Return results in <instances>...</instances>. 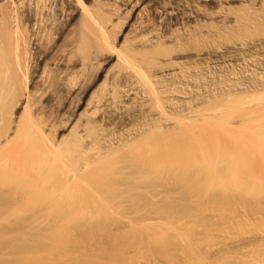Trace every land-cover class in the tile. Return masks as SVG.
Here are the masks:
<instances>
[{
  "label": "rangeland",
  "instance_id": "rangeland-1",
  "mask_svg": "<svg viewBox=\"0 0 264 264\" xmlns=\"http://www.w3.org/2000/svg\"><path fill=\"white\" fill-rule=\"evenodd\" d=\"M0 73V264H264V0H0Z\"/></svg>",
  "mask_w": 264,
  "mask_h": 264
},
{
  "label": "bare ground",
  "instance_id": "bare-ground-1",
  "mask_svg": "<svg viewBox=\"0 0 264 264\" xmlns=\"http://www.w3.org/2000/svg\"><path fill=\"white\" fill-rule=\"evenodd\" d=\"M137 2H138V1H137ZM81 5H82V4H81ZM82 10L85 12V11L87 10V8H86L85 6L82 5ZM166 15H167V14H166ZM85 28H86V27H85ZM86 29H87V28H86ZM83 32H84V31H83ZM85 32H86V31H85ZM88 36H89V35H88ZM16 38H17V37H16ZM18 38H19V37H18ZM18 38H17V39H18ZM23 42H24V41H23ZM25 42H26V41H25ZM80 42L82 43V41H80ZM83 43H84V42H83ZM18 44H19V43H18ZM80 45H81V44H80ZM17 47H18V46H17ZM24 47H25V46H24ZM15 48H16V46H15ZM28 51H29V50H28ZM199 59H200V58H199ZM20 60H21V59H20ZM22 61H23V60H22ZM18 62H19V61H18ZM24 63H25V62H24ZM23 66H24V65H23ZM161 66H162V65H161ZM21 67H22V66H21ZM17 68H18V67H17ZM24 68H25V67H24ZM159 68H160V67H159ZM8 71H9V70H8ZM20 71H21V70H20ZM5 73H7V72H5ZM11 73H12V72H11ZM0 74H1V73H0ZM23 74H24V76H26L25 73H23ZM1 76L4 78V76H3L2 74H1ZM199 77H200V76H199ZM127 78H128V77H127ZM0 79H1V78H0ZM7 79H8V78H7ZM7 79H6V80H7ZM24 80H25V79H24ZM1 81H2V79H1ZM3 82H5V80H4ZM25 82H26V81H25ZM16 83H17V82H16ZM3 84H4V83H3ZM7 84H8V83H7ZM22 84H23V83H22ZM103 85H105V84L103 83ZM115 86H116V85H115ZM110 88H111V87H110ZM180 88H181V87H180ZM105 89H106V88H105ZM111 89H112V88H111ZM127 89H128V88H127ZM115 90H116V89H115ZM191 90H192V89H191ZM0 91H1V87H0ZM1 92H2V91H1ZM112 93L114 94V92H112ZM131 93H132V92H131ZM119 96H120V94H119ZM135 99H136V98H135ZM1 101H2V100H1ZM2 102H3V101H2ZM1 104H3V103H1ZM1 104H0V105H1ZM230 105H231V104H230ZM2 106H3V105H2ZM228 106H229V105H228ZM235 106H236V105H235ZM0 107H1V106H0ZM4 108H5V107H4ZM232 108H233V107H232ZM232 108H231V109H232ZM240 108H242V107H240ZM244 108H245V107H244ZM247 108H248V107H247ZM2 109H3V108H2ZM2 109H1V112H2ZM231 109H230V110H231ZM4 110H5V109H4ZM92 112H93V111H92ZM228 112H229V111H228ZM6 113H7V112H6ZM234 113H235V112H234ZM1 114H2V113H0V115H1ZM3 114H4V111H3ZM229 114H230V113H229ZM4 117H5V116H4ZM8 117H9V116H8ZM0 119H1V118H0ZM188 133L193 134L192 132H188ZM5 136H6V135H5ZM140 136H141V135H140ZM160 138H161V137H160ZM32 139L35 140L34 138H32ZM11 140H12V139H11ZM8 142H9V141H8ZM12 142H13V141H12ZM9 143H11V142H9ZM217 143H218V142H217ZM3 146H4V145H3ZM96 148H97V147H96ZM117 148H118V147H117ZM107 149H108V148H107ZM97 150H98V149H97ZM120 150H121V149H120ZM115 151H116V150H115ZM101 152H102V151H101ZM228 157H229V156H228ZM104 158H105V157H104ZM237 158H238V159H242V160L245 159L244 157H241V156H238ZM40 160H41V158H40ZM40 160H39V161H40ZM232 162H233V161H232ZM41 163H42V161H40V164H41ZM229 164H230V163H229ZM238 165H239V163L237 164V162H236V164L234 165V167L237 168ZM48 167H49V166H48ZM230 167H231V165H230ZM230 167L228 166L227 169L230 170ZM239 167H240V166H239ZM239 167H238V168H239ZM234 170H235V169H234ZM236 171H237V170H236ZM237 173H238V172H237ZM237 173H236V174H237ZM0 202H2V201L0 200ZM0 204H2V203H0ZM36 206H38V204H37ZM27 207H28V206H27ZM30 207H31V206H30ZM19 208H20V207H19ZM21 208H22V207H21ZM13 209H14V208H13ZM14 210H15V209H14ZM17 210H19V209H17ZM19 212H21V211H19ZM0 213L2 214V211H1ZM1 214H0V215H1ZM53 234H54V233H53ZM37 243H38V241H37ZM38 245H39V244H38ZM33 246H34V245H33ZM33 246H32V247H33ZM35 246H37V245H35ZM35 246H34V247H35ZM34 247H33V248H30V250H33ZM38 251H39V250H38ZM28 257H29V256H28ZM28 259H29V258H28ZM31 260H32V259H31ZM21 261H22V260H21ZM22 262H23L24 264H31L33 261L31 262L30 260H26V259H25V260H23ZM36 262H37V261H36ZM36 262H35V263H36ZM39 262H40V261H39ZM4 263H5V262H2L1 264H4ZM23 263H22V264H23ZM32 264H33V263H32ZM37 264H38V263H37Z\"/></svg>",
  "mask_w": 264,
  "mask_h": 264
}]
</instances>
